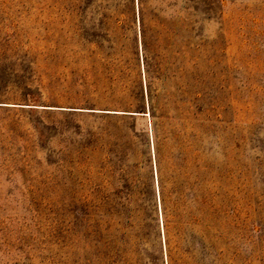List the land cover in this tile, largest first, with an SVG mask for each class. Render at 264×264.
I'll use <instances>...</instances> for the list:
<instances>
[{"label":"rangeland","instance_id":"rangeland-1","mask_svg":"<svg viewBox=\"0 0 264 264\" xmlns=\"http://www.w3.org/2000/svg\"><path fill=\"white\" fill-rule=\"evenodd\" d=\"M120 1L121 16L108 9L117 0H0V264H194L185 239L168 248L141 0ZM163 1L144 0L146 23ZM205 4L224 218L217 251L195 261L264 264V0ZM118 20L127 50L119 65L96 38L112 36ZM112 207L144 208L121 217H144V245L109 229Z\"/></svg>","mask_w":264,"mask_h":264},{"label":"trees","instance_id":"trees-1","mask_svg":"<svg viewBox=\"0 0 264 264\" xmlns=\"http://www.w3.org/2000/svg\"><path fill=\"white\" fill-rule=\"evenodd\" d=\"M140 2L147 100L153 119L167 244L171 252L173 238L185 239L188 242L185 253L194 264H199L200 260L195 261V256L203 262L204 254L212 255V251H217L224 218L225 156L220 119L211 118L206 109L207 8L205 0H164L165 7L155 16L156 20L146 23L144 0ZM122 6L123 2L117 0L108 9L121 16L124 13ZM169 7L176 10L170 18L166 15ZM123 29L118 20L112 36L96 37L110 44L109 55L118 65L127 53ZM156 65L160 69L155 70ZM259 150L264 153L263 147ZM170 182L173 186L167 194ZM180 206L184 207L183 213L178 212ZM141 210L143 212L144 208L112 207L107 208L105 214L109 229L114 225L117 232L128 230L133 233L138 241L135 243L137 249L139 241L144 245V217L127 223L121 217L130 219ZM151 216L148 213V218ZM146 235L151 242V233ZM196 238L203 241V253L195 245ZM26 262L32 264L30 257H26Z\"/></svg>","mask_w":264,"mask_h":264}]
</instances>
